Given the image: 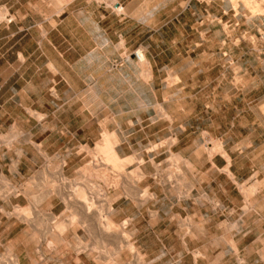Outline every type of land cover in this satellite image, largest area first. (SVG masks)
<instances>
[{
	"label": "rangeland",
	"instance_id": "374dc122",
	"mask_svg": "<svg viewBox=\"0 0 264 264\" xmlns=\"http://www.w3.org/2000/svg\"><path fill=\"white\" fill-rule=\"evenodd\" d=\"M72 1L0 0V264H139L117 242L87 236L79 216L61 236L49 233L72 216L65 189L116 199L135 183L142 202L111 207L115 224L131 220L124 236L142 264H264V16H252L247 0H177L175 27L140 19L157 24L160 40L141 50L144 69L134 51L80 50L72 25L58 35L54 17ZM108 6L132 23L173 4ZM57 106L69 108L68 131L97 138L67 132L58 166L34 144V174H25L26 120ZM104 141L121 161L134 159L122 177L112 164L93 167ZM76 238L89 248L82 254Z\"/></svg>",
	"mask_w": 264,
	"mask_h": 264
},
{
	"label": "crops",
	"instance_id": "0c3cea01",
	"mask_svg": "<svg viewBox=\"0 0 264 264\" xmlns=\"http://www.w3.org/2000/svg\"><path fill=\"white\" fill-rule=\"evenodd\" d=\"M133 1L142 0H73L71 3L74 4L75 8L67 12L65 7L58 15L54 18L57 20L56 31L58 35H61L62 27L63 32L66 34L67 26L72 25L73 29L68 30L67 33L77 36V41L82 44L80 50L90 51H135V50H149L150 46L148 43H159L160 40L153 39L154 35H157V30H153L157 24L153 26L147 22H141L140 19L147 17H157L169 19L165 24H160V28L173 27L178 19L177 11V0H170V8L168 14L159 13L158 16L148 14L147 11L137 14L136 19L138 21L132 22L131 17L125 14H118L116 10L110 9L108 4H117L123 9ZM117 9V8H116ZM156 14V13H155ZM73 18V22L70 24V19ZM124 27H129L124 29ZM74 40H76L74 38ZM153 49V48H152ZM69 108L64 106H57L56 108L46 111H35L37 114H41L44 117L41 122L34 123L32 120L27 119L26 125L28 127L25 132L26 155L24 163L28 166V171L25 174H34V163L37 156L33 152V145L38 144L45 149L46 154L53 156L52 164L60 165L61 162L65 161L66 152V138L67 132L70 136H80L81 140L86 143L87 141H94L96 132L89 128H81L75 131L67 130L66 111ZM34 111V110H33ZM51 116V117H50ZM32 124H31V123ZM40 125L41 132L34 131V127ZM82 133V135H81ZM31 151V152H30ZM43 159V158H42ZM44 162V159H43ZM55 224V223H51Z\"/></svg>",
	"mask_w": 264,
	"mask_h": 264
},
{
	"label": "bare ground",
	"instance_id": "6f19581e",
	"mask_svg": "<svg viewBox=\"0 0 264 264\" xmlns=\"http://www.w3.org/2000/svg\"><path fill=\"white\" fill-rule=\"evenodd\" d=\"M230 1L233 4L232 6L236 7V0H230ZM243 3H244L243 5H244L245 9L252 16H254V15L264 16V0H261L260 3L248 2V0H247ZM116 11H118V10H116ZM139 52L141 54V60L138 63L142 64L143 68H144V66L146 67L147 63L145 62L143 52L141 50ZM146 70L149 72L148 68H146ZM106 139H108V138L106 136H104V140H106ZM104 142H105L104 147L102 146V147H100L99 150L97 149L98 150L97 152L102 155V158H99V156L94 157V159L92 160L93 167H95L97 169H101V168L107 167L109 164L110 165L112 164V167L118 169L117 171H120V172H116V173H119V176H117V178L120 176L122 177V174H125V173H123V167H125V165H129L131 162L134 161V159L132 158V159H128L126 161H121L120 157L117 156L113 145L108 144L107 141H104ZM214 146H217V145H214ZM217 147H215V148H217ZM98 153H96V154H98ZM16 167H17V164L14 163L13 169L16 170ZM0 179L2 182H4L2 178H0ZM64 184H67V183L64 182L62 185H64ZM135 185H136V183H135ZM135 185H133L134 187L131 186L133 188V190H131L129 192H127L126 189H125L126 190L125 191V190H123V188H121L122 192H121L120 197L121 196L122 197L120 198L118 195H116V196H118L116 199H114V198L107 199V189H106V191L99 189V188H91L87 191L73 189V188H72V191H66V189H65L64 191L68 194H67L66 198L62 199V201L64 200L63 203L66 206V208L72 212V216L69 219L67 224L57 225V227L55 229H53V230L49 229V233L56 232L59 236H61V234H63L67 229L71 228L76 223L75 218H77V216H79L81 218V220H80L81 229L87 234V236L92 238L96 234L98 236V238H100V240H102V241L105 240V241L117 242V244H118L117 251L118 252L122 253L125 250H128L132 255H134L136 257L137 262L139 264H142L143 263L142 258L139 257L138 254H136L133 245H131L129 240L124 236V234H126L125 231L127 230V228L129 227V225L131 223V220L126 219L120 224H115L113 219H115L117 212L114 213V210L111 207L114 203H116L120 199L132 200L133 202L141 201L142 195H139L138 189ZM116 187H117V184H116ZM124 188H126V187H124ZM128 188L131 189L130 187H128ZM144 195L145 194H143V196ZM102 201L108 202V204L106 203L107 209H106L105 213L102 212L100 207H97V210L94 211L95 210L94 205H99V203H101ZM21 217L24 218V215H21ZM76 240L78 242L77 246H76L77 254H82L89 249L87 246H84L82 244V242L79 238H76ZM93 249H96V247L95 248L93 247ZM14 264H18V263L15 261Z\"/></svg>",
	"mask_w": 264,
	"mask_h": 264
},
{
	"label": "built area",
	"instance_id": "2783aa9c",
	"mask_svg": "<svg viewBox=\"0 0 264 264\" xmlns=\"http://www.w3.org/2000/svg\"><path fill=\"white\" fill-rule=\"evenodd\" d=\"M249 1H256V0H249ZM140 50H135L131 56L132 58L138 63L141 60V54L139 52ZM120 65V64H119ZM118 64H116V66H119Z\"/></svg>",
	"mask_w": 264,
	"mask_h": 264
}]
</instances>
